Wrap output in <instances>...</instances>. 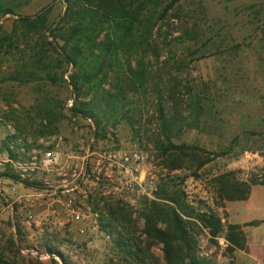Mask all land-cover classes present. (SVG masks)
Listing matches in <instances>:
<instances>
[{
  "label": "rangeland",
  "instance_id": "1",
  "mask_svg": "<svg viewBox=\"0 0 264 264\" xmlns=\"http://www.w3.org/2000/svg\"><path fill=\"white\" fill-rule=\"evenodd\" d=\"M50 3L21 0L20 12L33 15ZM63 9L61 1L48 7L49 21L56 20ZM163 23L172 41L182 35L184 26L199 28L198 38L172 45L160 44L164 35L154 36L159 61L152 56L145 60H152L157 87L163 89L166 69L177 76L169 86L176 98L171 103L186 110V120L175 130L173 142L210 151L212 160L199 170L165 166L153 141L156 123L150 103L155 92L151 88L146 96L141 89L127 95L139 108L131 112L133 126L127 120L115 127L106 121L104 135L103 131L96 135L90 119L61 110L62 104H72L62 81L50 85L4 80L1 75L11 69L12 57L3 54L0 264H63L58 255L47 252L48 246L57 248L70 264H167L163 244L144 233L145 216L151 213L158 219L161 215L158 208L150 207L151 200L174 205L157 198L164 191L181 204L178 211L195 241L193 264L231 262L234 248L227 247L222 221L227 201L218 198L213 178L234 171L238 180L251 177L264 182V0H179ZM0 26L10 29L8 15ZM182 58L186 66L178 69L174 60ZM187 81L212 85V97L205 100L208 112L198 123L183 103ZM49 105L54 119L45 129L46 121L39 116ZM186 123L191 124L189 128ZM43 130L46 133L40 135ZM52 148L59 151V166L66 176L28 169V175L21 177L3 161L6 157L29 160ZM72 207H80L84 216L75 219ZM203 212L219 216L224 229L213 235L199 219ZM118 236L123 239L121 246L114 241ZM184 264L190 260L185 258Z\"/></svg>",
  "mask_w": 264,
  "mask_h": 264
},
{
  "label": "trees",
  "instance_id": "2",
  "mask_svg": "<svg viewBox=\"0 0 264 264\" xmlns=\"http://www.w3.org/2000/svg\"><path fill=\"white\" fill-rule=\"evenodd\" d=\"M50 1L48 7L56 1L64 4L62 14L53 21L48 19V7L33 15H25L20 12L21 0H0V23L6 15L11 19L9 30L0 26V57L3 54L12 57V67L1 75L2 78L19 84L47 82L53 85L62 81L69 89L72 104L69 107L62 104L61 110L73 117L90 119L96 135L100 131L104 135L106 121H111L115 127L119 121L127 120L133 126L135 116L131 112H139V108L127 95L129 91L137 93L141 89L146 96L151 88L155 92L150 103L156 123L153 141L164 157L165 166L199 170L209 163L212 152L173 142L175 130L186 120V110L171 103L176 98L169 86L177 81V76L173 70L166 69L164 73L167 75L161 82L163 89L159 88L154 82L158 76L152 70V60H145L152 56L155 62L159 61L161 53L154 49L156 35H164L160 43L164 46L172 45L173 41L183 43L198 38L199 28L184 26L182 35L175 36L173 41L168 40L172 34L163 30V20L179 0ZM174 61L178 69L186 66L184 58ZM214 85L217 87L218 83ZM211 86L210 83L189 81L183 84V103L187 114L194 116L195 123L208 112L205 100L212 97ZM39 118L46 121L44 128H49L54 119L52 106L44 108ZM44 133L46 130L39 134ZM213 182L218 198L225 201L245 199L252 184L264 183L251 177L238 180L234 171L215 176ZM156 196L174 205L151 200L150 207L158 208L161 215L158 219L151 213L145 216L144 233L163 244L167 264H184L185 258L193 264L195 241L187 221L178 211L179 200L168 191ZM112 216L110 213V219ZM199 219L213 235L224 229L220 217L214 212H203ZM226 231L228 249L240 246L243 237L238 226L227 224ZM114 241L121 246L123 239L118 236ZM47 252L58 255L63 264H70L57 248L48 246Z\"/></svg>",
  "mask_w": 264,
  "mask_h": 264
},
{
  "label": "crops",
  "instance_id": "3",
  "mask_svg": "<svg viewBox=\"0 0 264 264\" xmlns=\"http://www.w3.org/2000/svg\"><path fill=\"white\" fill-rule=\"evenodd\" d=\"M223 209L222 221L238 226L243 237L224 264H264V183L252 184L245 199L227 201Z\"/></svg>",
  "mask_w": 264,
  "mask_h": 264
},
{
  "label": "built area",
  "instance_id": "4",
  "mask_svg": "<svg viewBox=\"0 0 264 264\" xmlns=\"http://www.w3.org/2000/svg\"><path fill=\"white\" fill-rule=\"evenodd\" d=\"M10 163L11 167H14L18 171L21 177L27 176L28 173H25L37 169V170H45V171H57L56 173L58 175L66 176L65 172H62V168L59 166L60 162V153L56 148L48 149L43 151L39 155H32L29 160L25 159H19L15 157H6L5 160ZM0 164H2V161L0 159ZM21 169V170H20ZM74 171V170H73ZM74 175V174H73ZM65 180V179H63ZM46 183H48V180H44ZM0 184H1V177H0ZM28 200V199H27ZM30 203H33V199L29 200ZM71 213L73 214V217L75 219H79L80 217L82 218L84 216V211H80L81 208H71ZM86 211H89V207L86 208ZM28 218H32V215L29 213L27 214Z\"/></svg>",
  "mask_w": 264,
  "mask_h": 264
}]
</instances>
